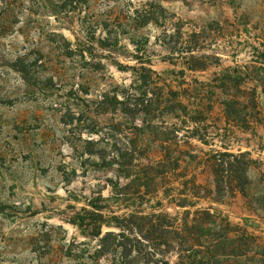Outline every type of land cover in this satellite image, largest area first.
<instances>
[{"label": "rangeland", "instance_id": "374dc122", "mask_svg": "<svg viewBox=\"0 0 264 264\" xmlns=\"http://www.w3.org/2000/svg\"><path fill=\"white\" fill-rule=\"evenodd\" d=\"M214 151L256 161L245 196ZM204 208L264 244V0H0V264H175Z\"/></svg>", "mask_w": 264, "mask_h": 264}, {"label": "trees", "instance_id": "16d2710c", "mask_svg": "<svg viewBox=\"0 0 264 264\" xmlns=\"http://www.w3.org/2000/svg\"><path fill=\"white\" fill-rule=\"evenodd\" d=\"M135 13V20H139L142 25L157 20L149 11ZM141 69L146 70L143 67ZM122 159V162L118 161L114 164L120 167L133 165L132 158H127V154L122 155ZM205 160L211 167L216 199L232 197L238 193L245 196L249 183L247 171L256 165V161L248 152L234 154L214 151ZM162 161L164 162L162 165L168 167V171L174 170L178 165V160H172L166 154ZM186 181L185 186L187 183L192 185L189 188L190 195L183 192L182 196L179 195L181 198H174L172 202L178 207L192 206L191 198H202L198 192L202 187L190 180ZM192 189H195V192H192ZM193 214L191 219L185 216L179 226H175L174 220L168 225L170 227L168 232L171 234L169 246L177 259L175 264H222L230 258L245 257L257 262L256 264H264V244L258 243L256 237L244 229L228 230L230 224L224 218L221 219L219 213L212 211L211 208L197 209ZM251 251L252 255L248 256Z\"/></svg>", "mask_w": 264, "mask_h": 264}]
</instances>
